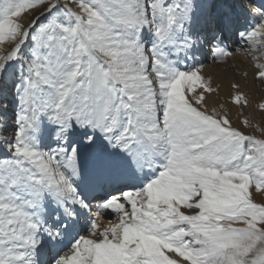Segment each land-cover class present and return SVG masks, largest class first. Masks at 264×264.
Returning <instances> with one entry per match:
<instances>
[{
  "label": "snow or ice",
  "instance_id": "obj_1",
  "mask_svg": "<svg viewBox=\"0 0 264 264\" xmlns=\"http://www.w3.org/2000/svg\"><path fill=\"white\" fill-rule=\"evenodd\" d=\"M256 85L264 0H0V264H264Z\"/></svg>",
  "mask_w": 264,
  "mask_h": 264
},
{
  "label": "bare ground",
  "instance_id": "obj_2",
  "mask_svg": "<svg viewBox=\"0 0 264 264\" xmlns=\"http://www.w3.org/2000/svg\"><path fill=\"white\" fill-rule=\"evenodd\" d=\"M243 59V57L237 56V58L235 60H233V63H236L237 66H239V60ZM205 67H206V71L211 72L215 75H219L221 76V78L223 79V88H222V95H226L227 93V85H228V81L232 78V73L231 71L225 72L224 68L222 66L218 67L216 65H211L209 64L207 61L205 62ZM243 83V81H241ZM249 86L252 87L251 82L249 83ZM256 89V93L257 95L259 94H264V89H260L258 85L255 86ZM251 112V110H250ZM233 121H236V117H235V113H233ZM261 117L258 113H256L254 115V122H258L260 121ZM250 134H255L257 136H259L260 134L258 132H256L254 129H249L247 130Z\"/></svg>",
  "mask_w": 264,
  "mask_h": 264
}]
</instances>
